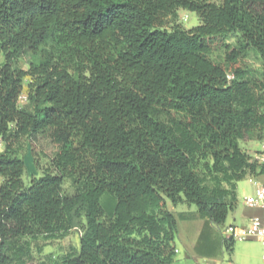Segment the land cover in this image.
<instances>
[{
    "label": "trees",
    "instance_id": "16d2710c",
    "mask_svg": "<svg viewBox=\"0 0 264 264\" xmlns=\"http://www.w3.org/2000/svg\"><path fill=\"white\" fill-rule=\"evenodd\" d=\"M177 10L200 24L166 30ZM245 49L264 65V0H0V264H25L20 239L73 229L78 253L59 264H171L167 203L223 224L237 183L264 177L238 144L264 138ZM44 136L56 152L24 187L16 148Z\"/></svg>",
    "mask_w": 264,
    "mask_h": 264
},
{
    "label": "rangeland",
    "instance_id": "374dc122",
    "mask_svg": "<svg viewBox=\"0 0 264 264\" xmlns=\"http://www.w3.org/2000/svg\"><path fill=\"white\" fill-rule=\"evenodd\" d=\"M200 24L195 13L185 10H177L174 16H168L165 22V29L171 31L175 27L190 30ZM230 49L239 50L240 46L236 38L227 41ZM243 66L247 73V79L252 85L257 86L264 82V65L257 54L249 49H245ZM223 51L211 54L213 61L221 63L224 60ZM3 56L0 55V64ZM21 67L26 70V56L20 59ZM29 80L25 79L24 92L18 100V106L26 104V87ZM258 90V89H257ZM264 134H258L263 136ZM240 148L249 157L251 162H257V151L259 142L257 139H246L238 142ZM0 144V150H3ZM56 147L47 137H40L37 141L22 139L16 148V155L23 160L25 170L22 176L24 187L29 185L33 178L41 176L42 172L49 167V162ZM198 170H201L200 167ZM203 176V175H202ZM205 179V177H203ZM264 186V177L252 178L246 176L236 185L237 205L234 212H229L223 224L217 226L207 223L205 219L197 217L196 208L193 205L179 204L175 207L167 203V209L176 217L177 233L174 237L173 247L177 251L172 257L171 264H263L260 260V244L256 241L234 242L232 251H228L225 246L227 240L226 230L229 226L241 228L240 220L247 212L248 207L244 206V199L253 195L255 186ZM205 185L212 187V178L205 180ZM225 188V184L220 185ZM63 194L70 196L74 193L71 180L65 179L62 184ZM107 196H103L102 201L106 202ZM81 233L78 230H71L66 235L55 238L38 236L35 238H23L16 242V246L23 248L26 252L25 264H59L64 258L75 256L79 250V238Z\"/></svg>",
    "mask_w": 264,
    "mask_h": 264
},
{
    "label": "built area",
    "instance_id": "2783aa9c",
    "mask_svg": "<svg viewBox=\"0 0 264 264\" xmlns=\"http://www.w3.org/2000/svg\"><path fill=\"white\" fill-rule=\"evenodd\" d=\"M232 79L231 75H227V80ZM20 99V97H19ZM1 144V141H0ZM256 161L258 164L264 165V138L259 141V149L257 151ZM0 178V185H1ZM255 190L253 195L244 199V205L248 208L258 209L262 212L261 215L254 216L247 227L238 228L229 226L226 230L227 240L233 242L256 241L262 249V263L264 264V186H259L256 182L253 183ZM175 253L177 251L175 250Z\"/></svg>",
    "mask_w": 264,
    "mask_h": 264
},
{
    "label": "crops",
    "instance_id": "0c3cea01",
    "mask_svg": "<svg viewBox=\"0 0 264 264\" xmlns=\"http://www.w3.org/2000/svg\"><path fill=\"white\" fill-rule=\"evenodd\" d=\"M3 149V148H2ZM2 152V150H0ZM244 204V203H243ZM245 206V205H244ZM246 207V206H245ZM236 209V208H235ZM247 212L244 215V217L241 218L240 223H241V228H245L249 225L250 220L257 215H261L262 212L258 209H253V208H246ZM234 212V211H233ZM261 254H260V260L262 262V249L260 248Z\"/></svg>",
    "mask_w": 264,
    "mask_h": 264
}]
</instances>
